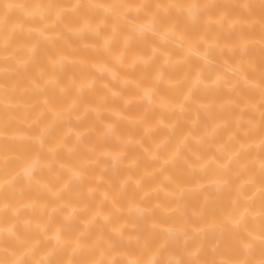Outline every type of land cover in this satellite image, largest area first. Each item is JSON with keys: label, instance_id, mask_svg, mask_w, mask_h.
Returning <instances> with one entry per match:
<instances>
[{"label": "bare ground", "instance_id": "1", "mask_svg": "<svg viewBox=\"0 0 264 264\" xmlns=\"http://www.w3.org/2000/svg\"><path fill=\"white\" fill-rule=\"evenodd\" d=\"M0 264H264V0H0Z\"/></svg>", "mask_w": 264, "mask_h": 264}]
</instances>
